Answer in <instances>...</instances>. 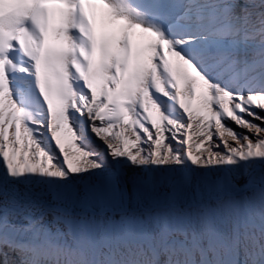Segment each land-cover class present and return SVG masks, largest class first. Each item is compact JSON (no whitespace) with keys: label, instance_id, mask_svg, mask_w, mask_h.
<instances>
[{"label":"snow or ice","instance_id":"snow-or-ice-1","mask_svg":"<svg viewBox=\"0 0 264 264\" xmlns=\"http://www.w3.org/2000/svg\"><path fill=\"white\" fill-rule=\"evenodd\" d=\"M0 264H264V0H0Z\"/></svg>","mask_w":264,"mask_h":264},{"label":"rangeland","instance_id":"rangeland-1","mask_svg":"<svg viewBox=\"0 0 264 264\" xmlns=\"http://www.w3.org/2000/svg\"><path fill=\"white\" fill-rule=\"evenodd\" d=\"M90 139L91 142L93 143V146L100 147L99 141L95 140L94 138H91V134H90Z\"/></svg>","mask_w":264,"mask_h":264},{"label":"bare ground","instance_id":"bare-ground-1","mask_svg":"<svg viewBox=\"0 0 264 264\" xmlns=\"http://www.w3.org/2000/svg\"><path fill=\"white\" fill-rule=\"evenodd\" d=\"M92 143V142H91ZM93 144V143H92Z\"/></svg>","mask_w":264,"mask_h":264}]
</instances>
